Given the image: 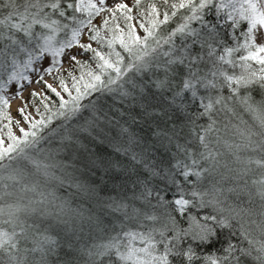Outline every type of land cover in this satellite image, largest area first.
Returning a JSON list of instances; mask_svg holds the SVG:
<instances>
[{"label": "snow or ice", "instance_id": "obj_1", "mask_svg": "<svg viewBox=\"0 0 264 264\" xmlns=\"http://www.w3.org/2000/svg\"><path fill=\"white\" fill-rule=\"evenodd\" d=\"M0 264H264V0H0Z\"/></svg>", "mask_w": 264, "mask_h": 264}, {"label": "rangeland", "instance_id": "obj_2", "mask_svg": "<svg viewBox=\"0 0 264 264\" xmlns=\"http://www.w3.org/2000/svg\"><path fill=\"white\" fill-rule=\"evenodd\" d=\"M109 2L111 3L112 0H109ZM125 2L131 3L132 0H125ZM33 79H35V77H33ZM45 79L48 80L49 83L53 84L54 87H58L57 83H55V81H54V79L52 77L46 76ZM33 90H35L37 92L45 91L44 86L42 84L38 85V84L33 83L30 87L26 86V89L24 90V93H23V100H21V99L13 100L11 102V106H10V109H9L10 114L12 115V117L15 120H20L21 123L25 127H27V123L23 121L22 117L20 116V114L18 112V109L23 106V102L24 101H30V99H31L30 93ZM15 91H16V86L13 85L12 88H11V92H15ZM28 111L30 113H32L33 115H35L34 108L31 106V104H29V106H28ZM13 129L16 132L17 135H20L18 127L14 126Z\"/></svg>", "mask_w": 264, "mask_h": 264}, {"label": "trees", "instance_id": "obj_3", "mask_svg": "<svg viewBox=\"0 0 264 264\" xmlns=\"http://www.w3.org/2000/svg\"><path fill=\"white\" fill-rule=\"evenodd\" d=\"M135 14V13H134ZM63 71V70H62ZM55 81V80H54ZM55 83H57L56 81H55ZM70 83V82H69ZM49 95H52L51 93L49 94ZM6 123V122H5ZM15 125H13V127H14ZM14 130V129H13ZM97 151L98 152H102V153H105V154H107V151L108 150H106L105 148H104V146H100V147H98L97 148Z\"/></svg>", "mask_w": 264, "mask_h": 264}]
</instances>
